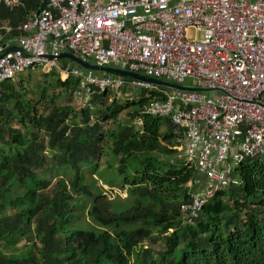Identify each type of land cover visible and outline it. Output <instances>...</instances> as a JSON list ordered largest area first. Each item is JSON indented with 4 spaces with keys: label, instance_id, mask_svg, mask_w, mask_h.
<instances>
[{
    "label": "trees",
    "instance_id": "16d2710c",
    "mask_svg": "<svg viewBox=\"0 0 264 264\" xmlns=\"http://www.w3.org/2000/svg\"><path fill=\"white\" fill-rule=\"evenodd\" d=\"M45 1L23 0L24 8L11 11L0 4V24L16 26ZM43 76L54 77L55 87L75 102L76 78L61 81L54 71ZM39 90L44 99L47 87ZM145 94L119 103L108 102L111 91L95 90L79 110L52 94L46 111L38 112L11 80L0 84V245L9 249L0 250V264H264V158L242 163L233 173L236 184L184 225L179 206L188 200L185 185L194 173L169 163L182 137L167 118L143 113L150 100L163 99ZM126 111L129 121H119ZM105 144L119 188L132 199L127 209L111 210L101 193L81 184L80 167L96 176ZM48 163L71 170L69 184L61 179L50 188ZM101 181L114 187L112 180ZM80 193L90 201L95 229L71 227ZM144 243H161L162 249Z\"/></svg>",
    "mask_w": 264,
    "mask_h": 264
},
{
    "label": "built area",
    "instance_id": "2783aa9c",
    "mask_svg": "<svg viewBox=\"0 0 264 264\" xmlns=\"http://www.w3.org/2000/svg\"><path fill=\"white\" fill-rule=\"evenodd\" d=\"M61 54L195 91L58 67ZM38 68L76 78L80 107L95 90L163 96L143 113L167 118L182 137L169 163L194 173L179 206L184 225L236 184L242 163L264 158V0H46L16 26L0 24V84Z\"/></svg>",
    "mask_w": 264,
    "mask_h": 264
},
{
    "label": "rangeland",
    "instance_id": "374dc122",
    "mask_svg": "<svg viewBox=\"0 0 264 264\" xmlns=\"http://www.w3.org/2000/svg\"><path fill=\"white\" fill-rule=\"evenodd\" d=\"M68 65L72 68H77L79 65L76 63L65 59L60 60L58 62V67H61L62 65ZM55 69V70H54ZM52 68L48 70L45 69H35L27 72H23L20 75H17L14 77L11 82L15 85H17L18 89H22L24 91L26 99L30 100V102L33 104L35 108H37L38 112L46 111V107L48 104L47 100L52 94H55L58 96L57 102L60 104H68L74 107L76 110L83 109L87 106L86 101L83 103L82 107L76 102H73L72 100H69L68 97H64L62 92L58 88L55 87V84L53 83L54 77H45L43 76L46 73H49L50 71L57 72L59 74L60 80H65V76L62 72L58 71L57 68ZM95 74H104V72H95ZM40 87H47L46 91V97L44 99H40V93L39 88ZM187 88V87H186ZM140 90L134 89V88H126L124 92L118 91V92H111V95L109 96L108 102H110L112 99H116L119 103L124 102H131V101H137L139 99ZM80 107V108H79ZM128 112H123L119 115L118 120L123 122H128ZM136 124L138 121L135 122ZM110 125L109 123L105 125V128H108ZM103 156L96 161L98 166V174L96 176L90 175L91 171L86 166H81L80 171L82 175V182L81 184L85 183L87 184L88 188L92 191L99 192L102 195L101 202L104 205H107L111 210H122L127 209L131 206L132 199L127 197L126 188L121 190L119 187L121 185V179L115 172L114 168L116 165L114 164V159L112 157V154L110 152V145L105 144L104 148L102 150ZM49 157V156H47ZM112 166L109 168L108 166ZM44 169H46V172L44 174V177L47 180H51L50 188H53L56 183L63 179L65 184H69V182L72 179V171L69 169H65L62 167H58L55 164L48 163ZM101 177L105 178V180H112L114 183V187H109L106 185H103V181H101ZM74 203L78 204V209L76 210V216L71 224L72 228H79V229H95L97 227V224L95 221L89 217L88 215V208L90 205V201L83 196L82 193L78 194L77 196H74ZM109 230V229H108ZM111 232V230H109ZM23 241L20 242L17 247L20 248L23 245ZM145 246L151 247L155 251H160L162 249L161 243L156 244H150V243H144ZM0 250L4 253H8L9 249L7 248V245L1 244Z\"/></svg>",
    "mask_w": 264,
    "mask_h": 264
},
{
    "label": "water",
    "instance_id": "95a60500",
    "mask_svg": "<svg viewBox=\"0 0 264 264\" xmlns=\"http://www.w3.org/2000/svg\"><path fill=\"white\" fill-rule=\"evenodd\" d=\"M12 51L16 50V49H10ZM59 59H68L74 63H76L77 65H79L81 68L85 69V70H92L95 72H104V73H111L114 74L116 76H120L123 78H128V79H132V80H138V81H142V82H146L149 84H153L159 87H163V88H167V89H178V90H185V91H195V89H191V88H185V87H181L178 85H174L171 83H167L164 81H160V80H155V79H149V78H145L136 74H132L126 71H120V70H116L113 68H102V67H97L95 65L89 64V63H85L80 61L79 59L75 58L74 56L70 55V54H61L59 56Z\"/></svg>",
    "mask_w": 264,
    "mask_h": 264
}]
</instances>
